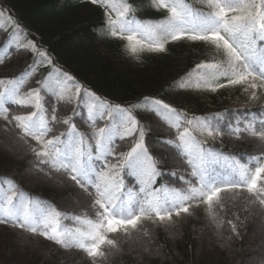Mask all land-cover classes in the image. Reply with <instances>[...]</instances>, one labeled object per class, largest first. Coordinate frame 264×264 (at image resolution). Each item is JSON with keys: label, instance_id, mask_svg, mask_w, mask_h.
Instances as JSON below:
<instances>
[{"label": "snow or ice", "instance_id": "snow-or-ice-1", "mask_svg": "<svg viewBox=\"0 0 264 264\" xmlns=\"http://www.w3.org/2000/svg\"><path fill=\"white\" fill-rule=\"evenodd\" d=\"M89 2L105 9V36L123 41L125 51L138 62L141 53L165 52L169 43L179 41L203 42L223 54V61L213 59L196 65L193 73L178 83L179 88L216 92L220 88L243 86L246 94L252 90L251 100L264 95V0H197L203 9L194 7L192 0H150L153 8L167 13L157 22L137 19L130 0ZM9 23L19 31L14 21L9 19ZM0 30H4L3 25ZM15 44L10 40L0 49V63L6 58V49ZM17 47L35 51L38 59L15 79L0 78V119L14 123L21 131V139L30 137L36 142L38 147L32 151L41 163L75 182L92 200V216L62 212L20 190L14 180L0 177V225L39 235L63 249L81 250L95 264L97 259H107V250H119L117 240L110 238L113 234L149 236L146 222L172 225L174 216H192V209L202 205L215 221L217 209L224 207L223 194L239 197L246 192L252 197L248 203L264 209V153L246 156L241 162L210 147L207 140L195 134L199 132L213 140L219 137L217 122L225 119L224 113L212 119L189 118L168 103L148 97L133 106L155 115L174 131L173 139L162 142L172 147L187 165L188 179L184 174L167 173L178 179L184 185L182 188L163 183L156 186L157 179L164 175L161 161L149 151L144 126L132 109L110 104L55 67L44 81L37 82L38 87L24 91L36 70L43 64H52V58L33 43ZM221 78L225 83H212ZM69 81L73 82L75 92L68 87ZM42 91L51 98L48 108L44 106ZM77 101L78 110L71 116L57 118L56 102L73 105ZM9 105L32 110L12 115L9 120ZM82 114V122L89 128L87 133L73 122V117ZM98 122L104 126L98 127ZM241 122L235 118L225 125L229 134L239 138L244 133L264 142V116H251L243 127ZM56 124L67 126L68 130L57 134L53 129ZM125 139L130 140L131 147L117 152V141ZM125 176L131 181L128 186ZM229 224L238 237L236 225L231 221Z\"/></svg>", "mask_w": 264, "mask_h": 264}, {"label": "trees", "instance_id": "trees-1", "mask_svg": "<svg viewBox=\"0 0 264 264\" xmlns=\"http://www.w3.org/2000/svg\"><path fill=\"white\" fill-rule=\"evenodd\" d=\"M130 3L136 9L135 15L140 17L157 16L163 12L153 8L150 0H130ZM0 5L6 9L15 25L25 29L28 37L35 42L37 47L45 49L50 54L55 65L67 73L75 72L77 82L90 88L110 104L132 109L133 115L144 126L145 143L149 151L161 161L160 170L164 175L157 179L156 186L163 183L182 188L184 185L167 173L184 174L185 179H188L186 175L188 169L174 149L162 142L173 139L174 131L155 115L133 107L140 104L144 98L159 99L173 107L188 108L191 114L197 117H215L217 114L224 113L225 125L239 118L242 121L240 127H243V122L251 116L260 118L264 115V95H261L259 100H252L244 105L248 95L243 92L242 87H225L212 92L182 89L177 86L189 76L191 69L199 59L217 52L211 45L190 41L169 43L165 52L141 53L138 62L125 51L123 41L105 36V12L93 4L85 3L83 0H0ZM11 28L12 23L4 30H0V43L2 42L3 45ZM34 59L35 53L30 49L11 47L9 55L3 63H0V78H16L29 67ZM41 78L42 74L38 70L28 85H38L37 82ZM212 83L224 82L218 80ZM257 94L260 95L259 90ZM47 97L46 108L52 103L51 98ZM234 103L239 105L232 107ZM54 107L58 119L67 118L77 110L75 104L67 105L62 102H56ZM8 109L9 120L12 115L27 114L29 111V109L12 105H9ZM82 121L83 114L80 117H73L77 128L87 133L89 128ZM101 124L98 122L97 126L101 127ZM53 129L57 134L68 130L67 126L59 124L53 125ZM1 131L4 133L0 134V142L5 141L8 133L12 134L13 137H9V141L12 145L22 144L24 153L1 156L0 168L7 169V172L0 171V176H10L20 187L38 195L62 212L70 215L92 214L89 207L92 200L68 175L41 164L40 159L32 151V148L38 147L35 141L30 137L21 139V131L15 127V124L3 119H0ZM195 134L199 139L207 140L210 147L230 157L237 156L236 158L241 162H244L243 158L246 156H257L264 153V142L244 133L236 138L226 131L217 140L200 136L199 132ZM117 142L116 151H124L123 147L126 144ZM126 149H129L128 146ZM27 171L33 175L40 173L42 177L53 180L58 185H72L79 194L87 196L86 200L80 198L86 202L85 205L64 207L57 202L62 196L61 192L43 186L32 178H26L25 172ZM130 183L129 180H125L126 186ZM223 195L224 207L222 210L217 209L215 221L208 217L205 206L202 205L192 209L194 213L192 216L182 215L180 218L174 216L175 223L172 225H152L146 222L145 227L149 236L146 237L140 233H133L131 237L113 234L110 238L117 240L119 250H107V259H97L95 264H195L196 258H193L195 242L201 234L196 232L201 228L203 231L204 226L205 232L210 230L213 233V240L218 245V248L214 244L212 246L221 253L220 260H217L218 263L237 264L238 252L247 245V236L253 234L250 228L258 222V217L264 227V209H261L258 204L248 203L252 197H249L246 192H241L239 197L235 194ZM236 218H240L243 222L238 237L233 234L229 224V221L233 223ZM65 223L69 222L65 221ZM69 226L73 225L69 223ZM0 230L7 233L0 239L4 240L0 241V257H6L7 253L13 264H61L63 258L64 261H71V264H92V260L81 250L63 249L39 235H32L5 225H0ZM172 230L178 231L182 239L176 240ZM141 239L156 243L155 245L160 248H156L154 253L161 249L163 254L149 257L139 252V247L145 244L140 242ZM7 240L18 241L4 245ZM171 240H176L174 249ZM20 241H23L24 247L21 245L18 247ZM10 247L13 250L10 251ZM227 247L228 251H226ZM173 253L177 256H173ZM230 253L234 256L232 261ZM186 254L187 257H185ZM257 262L264 264V253L260 254Z\"/></svg>", "mask_w": 264, "mask_h": 264}, {"label": "rangeland", "instance_id": "rangeland-1", "mask_svg": "<svg viewBox=\"0 0 264 264\" xmlns=\"http://www.w3.org/2000/svg\"><path fill=\"white\" fill-rule=\"evenodd\" d=\"M6 20H7V17H6L5 11L4 12L2 11V18H0V23L4 22ZM16 34H17V32H16ZM13 40H14V37H13ZM3 142H0V157L3 155H10L9 152L5 151L4 147L3 148L1 147L2 145H4ZM23 153H24L23 149H21V150L19 149L17 155L18 154L22 155ZM25 176H26V178L34 179L35 181H37V183H39L43 186H47L49 188L56 190L57 192H61L62 196L60 197V199L57 200V202L59 204L63 205L64 207L65 206H71V207L77 206L78 204L85 205V203H86L85 201H82L83 199L82 200L80 199L81 198L80 194L70 184H68V185L67 184L66 185H62V184L57 185V183L50 184V180L42 177L40 175V173L37 175H33L27 171V172H25ZM30 188H32V187H30ZM78 199H79V201H76ZM240 227H241V222L237 221L236 229H239ZM201 229L198 232H196L197 234L198 233H201V234H200V237L198 238V240L195 242V251H194L195 255L193 257L194 259L196 258L194 260L195 264H219L218 263L219 261H217V263L213 262L214 261V259H213L214 255H216V254L219 255V260L221 257L220 251L217 252L212 247L213 244L215 243V241L213 239H211V240L207 239L206 240L205 239V233H206L205 231L206 230L204 231L205 226L203 227V231H201ZM250 232H253V234H251L250 236L249 235L247 236V245L243 246L238 252L237 257H238L239 261H237V264H258L257 258L260 256V254L264 253V227H262V225L259 224L258 222H255V225L252 228H250ZM5 234H7V233L4 230H0V239L2 237H5V236H3ZM174 236H176L175 239L178 241L182 239V237H180L179 233L175 234ZM0 241H4V240H0ZM17 241L18 240H15V241L7 240L4 243V245H6V243H8V242L9 243H15ZM175 241L174 240L170 241L173 244L172 245L173 249H174V242ZM155 244L156 243H151L149 241V242L141 245V247H139L138 251L143 252L144 255H148L149 257L150 256L157 257L156 255L163 254V252H162L163 250L161 251V249L157 253H154V250L156 248H160V247H157ZM20 245L24 247L25 244H23V241H20V242H18V247H20ZM3 250H6V249L4 248ZM11 250H13V248L10 247V251ZM228 250H229V248L227 247L226 251H228ZM174 254L175 253H173V256L176 257L177 255L176 254L174 255ZM5 255H6V257H0V264H13V261H11L10 256L7 253ZM61 256H63V255H61ZM185 257H187V254L185 255ZM222 257L224 258L223 255H222ZM230 258H231V261L234 260L233 253L232 254L230 253ZM188 259H186V261H188ZM62 261L64 263L62 262L61 264H71V261H64V258ZM190 261H192V260H190Z\"/></svg>", "mask_w": 264, "mask_h": 264}, {"label": "bare ground", "instance_id": "bare-ground-1", "mask_svg": "<svg viewBox=\"0 0 264 264\" xmlns=\"http://www.w3.org/2000/svg\"><path fill=\"white\" fill-rule=\"evenodd\" d=\"M14 41H16V43H21L22 45H25L26 43H23L20 39H16V40H14ZM10 42V40H9V38H6L5 39V44L3 45V43L1 42L0 43V49H2V48H4V46L5 45H7L8 43ZM13 46H15V45H13ZM24 49H26V48H24ZM9 50H10V48H7L6 49V52H7V55H6V57L9 55ZM32 64V63H31ZM31 64H29V66H31ZM69 76H71V77H74V79L77 77V74L75 73V72H68L67 73ZM4 133V131H1L0 132V134L2 135ZM9 137H13V135L12 134H7L6 135V139H5V141L3 142L4 143V145H2L1 147L3 148L4 147V149H5V151H7V152H9V154H14V155H16L17 153H18V151H19V149L21 150V149H23V145L22 144H19V145H12V142L11 141H9ZM50 184H55V182L53 181V180H50ZM58 185V184H57ZM80 197L83 199V200H86L87 199V196L86 195H84V194H80ZM260 217H258V223L259 224H261V222H260ZM172 233H175V234H177L178 233V231H175L174 232V230H172ZM214 238V235H213V233L210 231V230H208L206 233H205V239L207 240V239H213ZM146 240L147 239H141L140 240V242H142V243H147L146 242ZM214 246H216V248H218V245H217V243L215 242L214 243ZM214 257V258H213ZM212 258L214 259V263L215 262H217V260L219 259V255H214ZM72 258H76V257H72Z\"/></svg>", "mask_w": 264, "mask_h": 264}, {"label": "water", "instance_id": "water-1", "mask_svg": "<svg viewBox=\"0 0 264 264\" xmlns=\"http://www.w3.org/2000/svg\"><path fill=\"white\" fill-rule=\"evenodd\" d=\"M0 171H1V172H7V169H5V168H0Z\"/></svg>", "mask_w": 264, "mask_h": 264}]
</instances>
